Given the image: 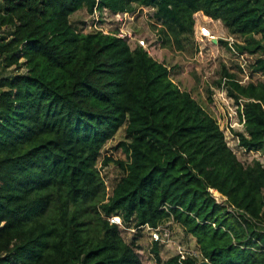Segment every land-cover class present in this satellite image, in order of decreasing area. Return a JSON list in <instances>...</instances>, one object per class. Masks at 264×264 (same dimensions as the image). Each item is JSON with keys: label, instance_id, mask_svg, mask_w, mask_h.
<instances>
[{"label": "trees", "instance_id": "1", "mask_svg": "<svg viewBox=\"0 0 264 264\" xmlns=\"http://www.w3.org/2000/svg\"><path fill=\"white\" fill-rule=\"evenodd\" d=\"M136 6L153 8L164 43L179 49L196 13L220 20L246 41L219 43L262 52L252 69L264 75V0H0V264H144L137 231L169 221L211 264H264L262 160L238 158L165 62L70 19ZM223 76L245 119L239 144L264 150V81ZM123 126L128 158L105 157L122 171L108 193L98 163ZM113 215L138 229L130 241ZM151 243L157 264L199 263L163 259L164 243Z\"/></svg>", "mask_w": 264, "mask_h": 264}, {"label": "rangeland", "instance_id": "2", "mask_svg": "<svg viewBox=\"0 0 264 264\" xmlns=\"http://www.w3.org/2000/svg\"><path fill=\"white\" fill-rule=\"evenodd\" d=\"M154 11L150 7L136 6L134 12L96 9L91 13L83 8L74 12L70 19L78 29L86 31L102 29L104 33L123 34L128 36L126 39L132 47L141 45L148 49L155 59L166 63L170 68L171 78L180 88L190 91L206 111L218 121L228 145L242 162L248 164L255 159L262 160L264 150H247L239 144V138L235 131H244V121L239 115L237 103L228 95L226 78L223 75L226 69L228 72L234 73L242 84L264 81V75L254 72L252 69L254 61L263 53L238 54L225 43L214 42V39L218 38L244 44L246 38L239 34H230L220 20L211 19L202 12L195 14L194 36L187 42L185 41L183 49H179L173 43V46L166 45L159 31L161 24L154 18ZM200 24L208 26L215 38L212 40L202 39L199 33ZM140 39L145 40L146 44L140 43ZM10 71L12 70H8V72ZM1 72L2 68H0ZM220 81H222L221 85H218ZM125 128L126 126L121 127L115 137L106 144L99 159L98 166L105 178L108 193L121 177L122 171L113 162L105 166L104 159L107 156L116 160L128 158L127 153L122 147H119L120 142L127 141ZM217 200L222 203L224 197L218 196ZM168 224L172 231L173 241L160 245L163 259L176 254L178 243L199 250L196 239L188 235L182 226L174 221H169ZM122 231L124 237L129 241L138 232L137 244L141 247L139 252L144 264H157L152 251L151 238L146 231L133 233L126 229ZM201 259H203L202 255Z\"/></svg>", "mask_w": 264, "mask_h": 264}, {"label": "built area", "instance_id": "3", "mask_svg": "<svg viewBox=\"0 0 264 264\" xmlns=\"http://www.w3.org/2000/svg\"><path fill=\"white\" fill-rule=\"evenodd\" d=\"M99 30H102V29H99ZM116 35H118V33H116ZM200 35L202 37L208 38L210 40L215 38V35L212 33V30L206 25H202L200 27ZM118 36L122 37V38L128 37V36L123 35V34H119ZM139 42L142 44H146V41L143 39H140ZM228 43L231 47H233L234 41L228 40ZM145 46H147V45H145ZM237 107L239 109L238 104H237ZM238 112H239V110H238ZM243 121H245V119H243ZM262 162L264 163V157L262 159ZM218 196L223 197L221 194H219L218 191H216L214 194V197L217 199ZM108 219L111 223L118 224L122 229H126V230L130 231L131 233L138 230V229L133 228V227H127L121 216L113 215V216H110ZM141 229L143 231H146L150 235L151 241H153V242H162V243L167 244V243L173 241V238L171 237L172 231H171L168 223H163V224H160L156 227L151 226L149 224H146V225L142 226ZM176 249H177L176 254H178L181 259H186L189 255H195L199 259H201V254H200L199 250H196L195 248H191V247H188L186 245L178 243Z\"/></svg>", "mask_w": 264, "mask_h": 264}, {"label": "water", "instance_id": "4", "mask_svg": "<svg viewBox=\"0 0 264 264\" xmlns=\"http://www.w3.org/2000/svg\"><path fill=\"white\" fill-rule=\"evenodd\" d=\"M214 41L217 42L216 39H214ZM198 264H211V263L207 259H203V260L199 261Z\"/></svg>", "mask_w": 264, "mask_h": 264}, {"label": "clouds", "instance_id": "5", "mask_svg": "<svg viewBox=\"0 0 264 264\" xmlns=\"http://www.w3.org/2000/svg\"><path fill=\"white\" fill-rule=\"evenodd\" d=\"M196 24V23H195ZM205 25V24H204ZM202 26V24H200L199 25V27H201ZM200 30V29H199ZM199 33H200V31H199ZM201 36V35H200ZM202 37V36H201ZM205 37H202V39H204ZM216 40H217V42L219 43V39L218 38H215ZM215 42V41H214ZM143 47V46H142ZM146 49V48H145ZM148 52H149V50L148 49H146ZM201 260H203V259H199V261H201ZM208 260V259H207Z\"/></svg>", "mask_w": 264, "mask_h": 264}]
</instances>
